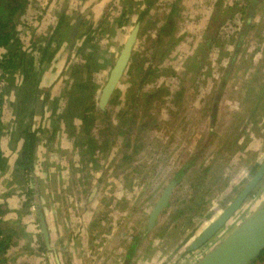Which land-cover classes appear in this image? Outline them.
Segmentation results:
<instances>
[{"label":"rangeland","instance_id":"1","mask_svg":"<svg viewBox=\"0 0 264 264\" xmlns=\"http://www.w3.org/2000/svg\"><path fill=\"white\" fill-rule=\"evenodd\" d=\"M22 6L16 36L36 80L32 124L41 130L29 177L15 170L17 129L28 122L23 100L15 98L27 82L15 69L6 85L0 69L7 158L0 218L8 221L2 236L14 244L2 264H196L261 206L264 177L207 244L189 250L264 159V0H22ZM82 16L69 50L72 23ZM62 17L49 46L55 53L40 64L37 46ZM134 30L131 60L103 114L102 89ZM7 52L0 49V60ZM191 156L197 158L184 167ZM213 156L223 159L224 175L215 165L203 173ZM180 167L168 207L149 228Z\"/></svg>","mask_w":264,"mask_h":264},{"label":"trees","instance_id":"2","mask_svg":"<svg viewBox=\"0 0 264 264\" xmlns=\"http://www.w3.org/2000/svg\"><path fill=\"white\" fill-rule=\"evenodd\" d=\"M23 8L22 6V0H0V49L6 48L7 49V55H3L2 59L0 60V69L2 70L3 78L7 77L5 82L6 85L8 84V79L11 78L12 74L16 72L15 69L21 70L20 73L24 75L25 81L27 82V88L24 89V85L18 88V91L16 93V98L19 99V101L25 104L26 108L24 111V115L27 117L28 122L24 124L23 126L20 125L17 129V134L19 135L16 137V141H20V146L18 150V157L16 159L15 163V170L17 172H23L27 176L30 177L33 170L35 169V160H36V147L38 143L37 141V135L40 133V128H34L32 121H33V113H35V110L37 109L35 105H33L34 99L32 98V92L36 86L34 80V74L32 72L31 65L29 68H27L26 64L24 63L25 60V51H22V45L19 40V38L16 36V27L17 24L14 22V16L17 13L18 10H21ZM124 15V14H123ZM83 16L80 18H77L72 23V29H70L71 36L68 40V48L69 50H72L76 44H77V31L79 26L81 25L83 21ZM65 17H62L57 26L55 27L54 31L50 35H48V38L46 39V42L44 44H40L38 47V50L40 52V64H44L52 59V56L55 52H51L49 50V46L56 41V35L59 34L63 28ZM125 25L119 20V25L122 27ZM171 27L172 23L167 22L163 28L161 29V32H164L165 28ZM71 28V27H70ZM60 41V40H58ZM11 75V76H10ZM2 81V80H1ZM22 91L21 99L18 98L19 93ZM23 91H25L23 93ZM27 92V93H26ZM26 93V94H25ZM48 99L50 100V96L46 95L45 98L42 99L40 109L44 107V104L47 103ZM1 105V103H0ZM12 105H15V102L12 103ZM103 114H106L107 111H101ZM56 112L55 110L52 111V115H54ZM1 124V123H0ZM6 167V168H5ZM7 169V158L4 155L3 149L0 145V174ZM27 186L29 184H26ZM32 192V191H31ZM31 192L28 193V199L27 201H32V197L30 196ZM252 196L254 194H251ZM2 208V205L0 204V210ZM8 221L3 222V220L0 218V257L3 258V254L10 249L12 244L11 238L3 237V227L7 224ZM0 258V264H2L5 259ZM262 261L264 262V250H262L261 254L254 260L252 263L254 264L255 261ZM2 262V263H1ZM251 263V264H252Z\"/></svg>","mask_w":264,"mask_h":264},{"label":"water","instance_id":"3","mask_svg":"<svg viewBox=\"0 0 264 264\" xmlns=\"http://www.w3.org/2000/svg\"><path fill=\"white\" fill-rule=\"evenodd\" d=\"M137 37L134 30L124 44L120 56L116 60L109 79L103 89L101 106L109 101L119 80L129 63L133 46ZM264 176V162L253 178L242 190L233 203L213 221L189 247V250L201 248L228 222L246 200L248 195L259 184ZM167 196H163L152 210L150 223L153 224L161 210L165 207ZM264 250V202L248 218L232 231L221 243L208 252L196 264H251Z\"/></svg>","mask_w":264,"mask_h":264},{"label":"flooded vegetation","instance_id":"4","mask_svg":"<svg viewBox=\"0 0 264 264\" xmlns=\"http://www.w3.org/2000/svg\"><path fill=\"white\" fill-rule=\"evenodd\" d=\"M162 28H163V27H162ZM160 29H161V28H160ZM137 31H138V30H137ZM160 31H161V30H160ZM165 31H166V29L164 30V32H161L160 36L163 35V37H164V34H166ZM160 36H159V37H160ZM160 38H161V37H160ZM136 39H137V37H136ZM236 51H237V49H236ZM131 54H132V53H131ZM131 56H132V55H131ZM130 60H131V57H130ZM130 60H129V62H130ZM128 65H129V63H128ZM128 65H127V67H128ZM126 69H127V68H126ZM104 87H105V86H104ZM116 88H117V87H116ZM116 88H115V90H116ZM103 89H104V88H103ZM103 89H102V92H103ZM115 90L113 91V93H112L110 99L114 96ZM101 96H102V94H101ZM110 99H109V101H110ZM109 101H108V102H109ZM108 102H107V104H108ZM107 104H106V105H107ZM215 104H216V103H215ZM106 105H105V106H106ZM100 106H101V97H100ZM105 106H104V107L101 106V108H102L103 111H107V113H108V108H106L107 106H106V107H105ZM105 108H106V109H105ZM213 109H214V107H213ZM196 158H197V156H193V157L191 156V159H190L188 162H186V163L184 164V167L190 166V165L195 161ZM219 160H222V161H223V159H222L221 157L218 158V157H214V156H213V158H211L210 161H209L210 164L208 163V164L204 167L205 169H204L203 173L206 174V172H208L209 169H210L211 167H214V165H215V167L218 168L217 174H218V175H224L225 172H224V170H223V168H222V164H223V163L220 162ZM223 162H224V161H223ZM263 162H264V159H263L261 162H259V163L257 162L258 164L256 163L257 165L255 164V165L252 167V172H253V173L251 174L252 176H251L250 179L246 182L245 186H243L242 189L240 188L239 190H237V192L233 195V197L230 198V199H233L232 202H231V204H232L233 201L239 196V194H240V193L242 192V190L246 187V185L249 183V181L253 178V176L256 174V172H257L258 169L261 167V165H262ZM215 167H214V168H215ZM182 168H183V167H182ZM182 168H181V167L179 168L180 170H178V172L176 173V175L174 174V176H173L174 178L169 182V184H168V185L165 187V189L162 191V194H161L160 199H161L163 196H167V198H166V199H167V202H166L165 207H164V208L161 210V212L159 213V215H161L162 212L168 207L169 199H170V196H171V194H172V192H173V190H174V187L176 186L177 181L181 179L180 176L182 175V172H181ZM214 168H213V169H214ZM254 168H255V169H254ZM263 177H264V176H263ZM263 177H262V179H263ZM179 178H180V179H179ZM262 179H261V180H262ZM261 180H260V182H261ZM260 182H259V184H260ZM259 184H258V185H259ZM258 185L253 189V191L248 195L247 198H249V197L252 196L251 194H253V192H254L255 189L258 187ZM247 198H246V200H247ZM160 199H159V200H160ZM159 200L157 201V203L159 202ZM246 200H245V201H246ZM245 201H244V202H245ZM244 202H243V203H244ZM157 203H156V205H157ZM231 204H230V205H231ZM156 205H155V207H156ZM230 205H229V206H230ZM229 206H228V207H229ZM155 207H154V208H155ZM228 207H227V208H228ZM154 208H153V209H154ZM227 208H226V209H227ZM153 209H152V210H153ZM226 209H224V210L222 211V213H223ZM239 209H240V208H239ZM239 209H238V210H239ZM238 210H237V211H238ZM222 213H221V214H222ZM235 213H236V212H235ZM221 214H220V215H221ZM159 215H158V216H159ZM220 215H219V216H220ZM158 216H157V217H158ZM219 216H218V217H219ZM218 217H217V218H218ZM217 218H216V219H217ZM216 219H215V220H216ZM215 220H214V221H215ZM211 223H212V222H211ZM154 225H155L154 223L151 224V223L149 222V226H148V227L151 228V227L154 226ZM209 241H210V240H209ZM209 241H208V242H209ZM208 242H207V243H208ZM207 243H206V244H207ZM204 245H205V244H204ZM204 245H203V246H204ZM203 246H202V247H203Z\"/></svg>","mask_w":264,"mask_h":264}]
</instances>
